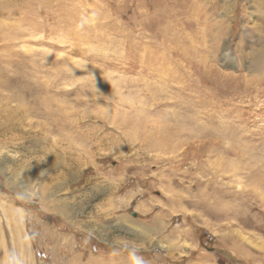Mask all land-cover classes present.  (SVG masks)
<instances>
[{"label":"rangeland","instance_id":"1","mask_svg":"<svg viewBox=\"0 0 264 264\" xmlns=\"http://www.w3.org/2000/svg\"><path fill=\"white\" fill-rule=\"evenodd\" d=\"M0 67L8 264H264V0H0Z\"/></svg>","mask_w":264,"mask_h":264},{"label":"bare ground","instance_id":"2","mask_svg":"<svg viewBox=\"0 0 264 264\" xmlns=\"http://www.w3.org/2000/svg\"><path fill=\"white\" fill-rule=\"evenodd\" d=\"M6 71H7L6 68L0 67V102L1 103H4L3 102L4 98L10 96L9 94H7V90H5V88L8 87L11 83L10 78L8 76H5L7 74ZM4 77H6V78H4ZM25 105L26 104H23L22 102H20L15 107H11L8 104H1L0 105V118H1L0 119V133L6 134L7 130L9 129L8 128L9 125H12V120L14 119L13 117L25 116L24 111H26V109H27V107ZM38 109H40V108H37V110ZM15 128H17V127H15ZM8 134H9V132H8ZM2 136H4V135H2ZM5 139H3V140H5ZM21 215H22L21 212L19 213L7 205H0V230L3 229L2 228L3 227L2 220H4L6 218L5 221H6L7 225L10 226V225H13L14 223H17L18 219L21 217ZM24 251H25L24 247H20V255H22L24 253ZM7 254H8V250H7L6 246L3 244V239H2V236L0 235V264H8ZM24 255L22 257H24ZM135 262L136 261L134 259H125L124 258V259H121V260L116 261L114 263L113 262L109 263L104 258H97V257L96 258L95 257L85 258V256L77 255V256H74L72 258V262L69 264H134Z\"/></svg>","mask_w":264,"mask_h":264}]
</instances>
